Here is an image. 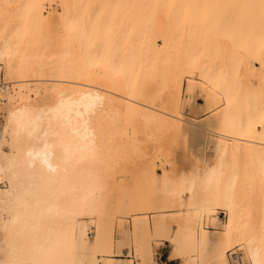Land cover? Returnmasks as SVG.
Segmentation results:
<instances>
[{
    "label": "bare ground",
    "instance_id": "bare-ground-1",
    "mask_svg": "<svg viewBox=\"0 0 264 264\" xmlns=\"http://www.w3.org/2000/svg\"><path fill=\"white\" fill-rule=\"evenodd\" d=\"M55 2L60 9L46 13ZM204 3L124 0L126 18L142 26L134 35L126 25L129 69L158 53L159 39L166 47L195 32ZM237 3L238 46L213 42L215 61L178 58L158 80L136 71L122 79L99 57L109 0H0V59L9 57L0 84V264H160L153 249L162 241L181 264H264V122L254 120L263 107L245 100L264 95L249 84L264 79V0ZM19 17L48 41L22 64L13 59ZM231 78L245 87L226 86ZM219 79L227 102L209 86ZM185 110L207 115L188 119ZM189 141L198 149L191 166Z\"/></svg>",
    "mask_w": 264,
    "mask_h": 264
},
{
    "label": "rangeland",
    "instance_id": "rangeland-1",
    "mask_svg": "<svg viewBox=\"0 0 264 264\" xmlns=\"http://www.w3.org/2000/svg\"><path fill=\"white\" fill-rule=\"evenodd\" d=\"M13 2V1H12ZM93 2V0H92ZM109 12L111 21L106 27L105 34L103 36L106 41V46L104 49L98 52L99 57H106L107 67L110 73L114 75H118L122 79H127L128 74L131 72H138V75L141 73L143 76L153 75L156 79L160 80L159 73L163 68L168 67L172 62L176 61L178 58H185L186 61L191 64L195 62L197 58H203L207 61L208 64L212 63L217 59V53L209 49V44L218 43V44H228L230 46H238L239 38L236 33V25L238 24V19L236 17V11L238 10L237 0H206V3L202 4L198 7L199 16L192 22H190V26L194 27L195 32H185L183 35H175L172 37L171 42L166 47L163 46V42L161 39L158 40L160 45V50L157 52H149L147 53V60L145 62L136 61L131 66V70L129 69L127 63V52H126V25L128 22L131 23V32L135 35L140 32L142 26L132 18L130 21L124 15V0H109ZM53 6V7H52ZM47 3L45 12L48 13L52 8L60 9L59 2L53 3V5ZM170 10L176 12L177 7L173 4L170 6ZM202 13V15H201ZM18 22L23 29L18 36L14 37L15 41H18V44L13 48V59L16 64H22L25 62V59L28 55L35 53L37 50L40 51L41 41H47V34L45 31L39 29L36 25L29 23L25 17H19ZM189 25H187L188 27ZM64 33V30H62ZM76 38L79 39L78 33H76ZM135 37V36H134ZM198 39L203 40V44L199 45ZM100 38L92 36L90 37V41L99 42ZM136 52H144L143 45L137 44ZM252 55H256V50L253 51ZM145 53V52H144ZM145 55V54H144ZM149 58V59H148ZM8 55L4 54L0 59V84L6 81L5 79V64L8 61ZM137 60V59H136ZM254 65L261 67L259 61L254 58L252 60ZM55 62L54 64H56ZM233 76V70H231ZM162 74V73H161ZM159 75V76H158ZM159 78H157V77ZM135 78H139L135 76ZM234 86L237 89L244 88L245 86L234 82L233 78H231L228 82L225 83L226 86ZM251 86H254L257 90L260 88H264V79H253L249 81ZM10 87L8 89L9 92H13V85L8 84ZM209 86L216 92H218V97L221 101L227 102V96L223 93L224 83L221 79L216 80L213 84L209 83ZM236 96V97H235ZM229 98L238 99L237 95H231ZM204 96L201 95L198 97V100H203ZM256 99V101L263 107L259 109L260 111L254 116V120L258 122H264V95H257L253 97L252 95L246 96L245 100L251 101ZM182 115L185 118H194L196 120L202 119L200 114L194 113L192 110H185ZM0 120H2V113L0 114ZM142 127V126H141ZM140 127V128H141ZM260 127H262L260 125ZM143 128V127H142ZM129 132L131 135L138 138V145L144 154L151 151L150 143L146 138V134L143 132L134 133V128H129ZM201 151V150H200ZM198 153L197 147L192 141H189L187 144V160L188 164L191 166L196 162V155ZM159 165L163 164L164 159L161 154L156 159ZM2 188L5 187L4 184H1ZM224 206H218L215 210V214H220L221 211L226 210ZM227 213V211H226ZM238 215L241 220L245 219V212L243 208L238 209ZM228 217L230 218V212L228 211ZM224 222L227 221L225 217L222 219ZM214 225L212 221H209L208 224ZM130 225V223H129ZM177 225V224H175ZM90 238L94 237V233H89ZM120 237V233L117 235ZM169 245V246H166ZM242 245H238L236 248H241ZM172 245L169 242L162 241V243H155L153 249V258L156 260V255H158L159 262L162 258L160 253L163 250L169 249L171 250ZM126 254H130L131 250L128 247H125L121 250ZM121 252V253H122ZM138 257V256H137ZM139 258V257H138ZM141 262V260H140ZM182 260H176L175 264H181ZM232 264H235L232 262Z\"/></svg>",
    "mask_w": 264,
    "mask_h": 264
},
{
    "label": "crops",
    "instance_id": "crops-1",
    "mask_svg": "<svg viewBox=\"0 0 264 264\" xmlns=\"http://www.w3.org/2000/svg\"><path fill=\"white\" fill-rule=\"evenodd\" d=\"M199 102V100H198ZM204 102V99L203 100H200V104H202ZM207 114H202L201 117H205ZM207 131H204L202 130L201 133H206ZM200 147H204L205 151H206V154L209 156V157H212L214 156L215 154V151L212 147L208 146V147H205V144L202 142ZM166 246H169L166 244ZM160 256H162L161 260H160V264H175L176 260L177 259H174V260H171L170 259V251L169 249H165L162 251V253H160Z\"/></svg>",
    "mask_w": 264,
    "mask_h": 264
},
{
    "label": "built area",
    "instance_id": "built-area-1",
    "mask_svg": "<svg viewBox=\"0 0 264 264\" xmlns=\"http://www.w3.org/2000/svg\"><path fill=\"white\" fill-rule=\"evenodd\" d=\"M219 216H220L221 219H224V218L226 217V214H225L224 211H221V213L219 214ZM159 259H160V258L158 257V260H159Z\"/></svg>",
    "mask_w": 264,
    "mask_h": 264
}]
</instances>
